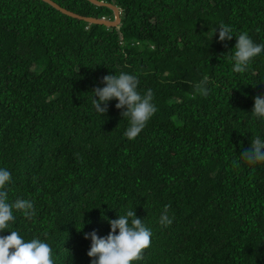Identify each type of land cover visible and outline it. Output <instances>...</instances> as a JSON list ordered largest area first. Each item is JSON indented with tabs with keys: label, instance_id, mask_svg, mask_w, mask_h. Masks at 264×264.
Instances as JSON below:
<instances>
[{
	"label": "trees",
	"instance_id": "16d2710c",
	"mask_svg": "<svg viewBox=\"0 0 264 264\" xmlns=\"http://www.w3.org/2000/svg\"><path fill=\"white\" fill-rule=\"evenodd\" d=\"M54 1L116 19L91 0ZM101 1L121 9L118 26L0 0V167L12 174L9 202L35 207L31 218L14 210L11 230L49 243L55 264H90L84 233L106 236L131 209L153 234L133 264H264V162L242 157L264 137L251 113L264 52L234 73L236 37L216 32L229 24L264 43V0ZM120 72L151 89L157 109L135 139L116 99L103 115L92 105L103 77Z\"/></svg>",
	"mask_w": 264,
	"mask_h": 264
},
{
	"label": "clouds",
	"instance_id": "9594fccd",
	"mask_svg": "<svg viewBox=\"0 0 264 264\" xmlns=\"http://www.w3.org/2000/svg\"><path fill=\"white\" fill-rule=\"evenodd\" d=\"M217 31L220 41H231L236 37L234 52L230 58L234 73H244L250 67L252 59L264 52V43L255 42L247 32L236 34L231 25L224 23L220 24ZM103 80V87L92 90L95 111L103 115L107 112L108 102L116 99V107L124 110L122 115L129 121L125 136L135 139L157 111L152 90L142 94L139 91L138 77L129 72L105 75ZM200 91L203 95L208 94L207 88H201ZM251 113L254 118H264V94L255 96ZM242 157L249 164L264 162V137L258 135L251 139L250 146L242 151ZM11 180V172L0 167V264H55L49 243L39 238L25 239L17 231L11 230L16 220L14 210L21 211L27 218L35 215L33 200L17 198L14 202H9L5 189ZM159 223L163 226L173 223L167 208L159 216ZM110 225L111 230L106 236H100L95 230L84 233L86 239H91L87 252L92 258L90 264H133L141 258L143 250L151 245L152 230L131 209L110 220ZM83 228L84 226L80 229ZM5 230H10V234L3 235Z\"/></svg>",
	"mask_w": 264,
	"mask_h": 264
},
{
	"label": "water",
	"instance_id": "95a60500",
	"mask_svg": "<svg viewBox=\"0 0 264 264\" xmlns=\"http://www.w3.org/2000/svg\"><path fill=\"white\" fill-rule=\"evenodd\" d=\"M44 1L50 3L51 5H53L55 8H57L61 12L65 13L67 15H70V16H72L74 18L81 19V20H86V21H89V22L105 24L107 26H118L121 23V21H122L121 10L119 9V7L114 5V4L105 2V1L91 0L92 2H94L96 4L105 5V6H109L110 8H112L115 11V14H116V19L115 20H108V19H105V18L98 19V18H94V17H87V16L78 14L76 12H73V11L61 6L59 3H57L54 0H44Z\"/></svg>",
	"mask_w": 264,
	"mask_h": 264
},
{
	"label": "bare ground",
	"instance_id": "6f19581e",
	"mask_svg": "<svg viewBox=\"0 0 264 264\" xmlns=\"http://www.w3.org/2000/svg\"><path fill=\"white\" fill-rule=\"evenodd\" d=\"M122 17V16H121Z\"/></svg>",
	"mask_w": 264,
	"mask_h": 264
}]
</instances>
